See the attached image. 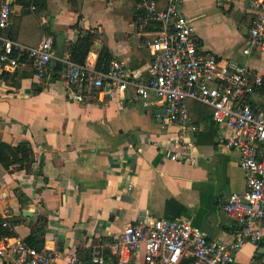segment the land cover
Wrapping results in <instances>:
<instances>
[{
	"label": "crops",
	"instance_id": "crops-1",
	"mask_svg": "<svg viewBox=\"0 0 264 264\" xmlns=\"http://www.w3.org/2000/svg\"><path fill=\"white\" fill-rule=\"evenodd\" d=\"M5 1L13 12L0 32L28 45L53 35L57 45L43 75L27 56L14 69L0 70V140L29 142L34 153L30 171L0 162V220L10 223L0 224V240L54 250L58 264H68L72 255L91 260L93 248L102 245L103 264H119L111 243L125 225L175 217L234 242L241 227L224 205L231 193L246 190L247 180L240 154L226 146V128L214 122L210 106L188 100L198 129L184 131L167 119L154 95L149 105L136 100L133 86L120 91L106 85L73 99L64 80L62 59H71L69 44L87 30L95 38L86 63L104 68L122 60L131 77H148L152 53L145 38L158 26L139 19L140 0H41L34 9L16 0H0V7ZM157 1L163 6L171 0ZM177 1L203 50L264 76V45L250 42L255 11L247 0ZM102 50L109 58L99 66ZM56 60L62 70L55 69ZM248 99L264 108V87ZM183 135L194 139L196 162L171 159ZM236 256L242 264H263L264 248L248 241ZM131 264H146L143 249Z\"/></svg>",
	"mask_w": 264,
	"mask_h": 264
},
{
	"label": "built area",
	"instance_id": "built-area-1",
	"mask_svg": "<svg viewBox=\"0 0 264 264\" xmlns=\"http://www.w3.org/2000/svg\"><path fill=\"white\" fill-rule=\"evenodd\" d=\"M255 11L249 39L253 46L264 45V0H247ZM34 2L31 7L37 8ZM139 19L143 24L155 23L158 28L148 32L145 44L152 60L147 78L131 77L122 60H113L108 67L97 68L70 58L65 63L64 80L73 99H83L106 85L116 90L136 88L134 98L149 105L154 95L165 105L166 117L177 122L184 131L196 132L198 127L187 102L194 99L212 108L215 123L225 127V144L240 154L247 188L231 193L224 205L227 215L238 222L241 233L232 243L209 237L199 226L185 218H140L125 225L114 238L111 250L119 264H131L144 250L146 264H242L236 251L246 242L264 248V108H255L249 95L262 87L264 76H251L247 65L236 59L219 58L201 48L195 25L185 17L177 0L159 5L157 0H140ZM12 5L5 1L0 7V29L8 26ZM21 56H27L40 75L56 58L53 35L38 44L28 45L0 32V70L14 69ZM193 138L183 135L171 159L196 162ZM3 226L9 221L0 220ZM56 251L36 247L23 239L0 240V264H58ZM95 264L104 263V247L92 251ZM68 264H83L72 255ZM264 264V263H263Z\"/></svg>",
	"mask_w": 264,
	"mask_h": 264
},
{
	"label": "trees",
	"instance_id": "trees-1",
	"mask_svg": "<svg viewBox=\"0 0 264 264\" xmlns=\"http://www.w3.org/2000/svg\"><path fill=\"white\" fill-rule=\"evenodd\" d=\"M24 5H30L34 0H16ZM36 4L39 5L41 0H35ZM95 34L87 30L82 34L76 41L69 44L70 57L72 60L85 63L87 56L93 46ZM54 42V46L56 47ZM109 53L107 51H101L98 56L97 64L100 66L103 62L107 61ZM55 69L62 70L63 63L56 60ZM5 76V73L3 74ZM264 87V83L263 86ZM34 161L33 149L29 142H20L16 145H12L6 141L0 140V162L7 168L11 169L12 166L17 168H25L27 171L31 170L32 163Z\"/></svg>",
	"mask_w": 264,
	"mask_h": 264
},
{
	"label": "water",
	"instance_id": "water-1",
	"mask_svg": "<svg viewBox=\"0 0 264 264\" xmlns=\"http://www.w3.org/2000/svg\"><path fill=\"white\" fill-rule=\"evenodd\" d=\"M63 50H64V43H62L61 45V54L63 53ZM24 213L32 215V212L27 211V210H25ZM83 264H95V262L91 259V260L84 261Z\"/></svg>",
	"mask_w": 264,
	"mask_h": 264
}]
</instances>
